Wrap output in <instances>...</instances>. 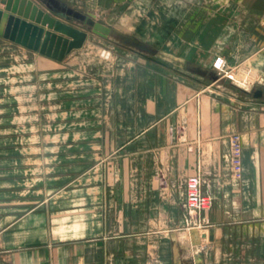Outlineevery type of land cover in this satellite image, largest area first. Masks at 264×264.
Returning <instances> with one entry per match:
<instances>
[{"label": "crops", "instance_id": "crops-1", "mask_svg": "<svg viewBox=\"0 0 264 264\" xmlns=\"http://www.w3.org/2000/svg\"><path fill=\"white\" fill-rule=\"evenodd\" d=\"M62 1L153 54L160 44L133 32L163 30L164 46L180 41L181 57L136 55L113 71L118 57H91L102 58L99 74L77 79L75 71L60 90L63 69L81 59L76 49L59 61L0 36V68L34 65L43 101L57 99L37 112H66L70 128L82 129L47 140L83 145L79 156L68 155L70 169L83 160L79 182L0 211V264H264V106L232 81L251 83L255 73L264 89V0H147L148 7L142 0ZM130 16L140 20L137 27L124 24ZM254 47L238 59L223 56L221 69L214 57L224 54L206 52ZM236 134L239 177L232 167ZM193 173L211 198L201 213L186 205Z\"/></svg>", "mask_w": 264, "mask_h": 264}, {"label": "rangeland", "instance_id": "rangeland-1", "mask_svg": "<svg viewBox=\"0 0 264 264\" xmlns=\"http://www.w3.org/2000/svg\"><path fill=\"white\" fill-rule=\"evenodd\" d=\"M143 7H148V1L142 2ZM141 6V5H138ZM137 6V7H138ZM66 20L72 22L79 29L88 32V37L84 45L74 50V54L81 59L73 61L72 66L68 65L64 71V76H61V85L59 89H68V80L73 78L74 72L77 71V79H85L88 76L98 75L101 67L104 64L101 62L106 59H114V64L111 65L110 71L117 69L118 64L123 61L122 58L132 59V57L141 56L142 59H172L180 56V41L174 40V46H164L166 33L162 30L160 32L149 31L143 27L134 31L133 33L138 37L150 42L160 44L158 49L153 54L152 50L144 47L133 46L124 41L121 36L110 34L109 36H102L101 34L93 32L85 23L74 18L63 16ZM107 18L111 22H116L122 19L121 15H113ZM142 17V16H141ZM140 17V19H141ZM146 19V18H145ZM119 20V21H120ZM136 17H125L124 24L129 27H137L140 24ZM146 26V24L144 25ZM163 27V25H162ZM132 37V35H131ZM130 36L128 38H131ZM208 55L214 56L219 52L230 59H238V55L242 51L246 54L255 53L258 48L252 49H206ZM249 51V52H248ZM240 52V53H239ZM107 53H110L107 56ZM249 53V54H250ZM91 57H103L91 59ZM219 58L218 56L214 57ZM221 58V57H220ZM222 59H225L224 57ZM64 60V59H63ZM215 62V61H214ZM115 65V67H114ZM214 65V63H213ZM19 66V65H18ZM215 67V66H214ZM221 69V68H220ZM23 73V74H22ZM71 73V74H70ZM232 79L238 86L243 85L250 90L262 87L263 80L256 78L254 73L252 82L244 81V79ZM250 77V76H249ZM37 76V69L34 65L28 66L25 70L20 67H12L9 70L0 68V211H4L5 205L8 202H17L24 199H45L52 195L53 185H63L73 182H79L76 176L80 170L79 164L83 160H77L78 168L70 169L69 154L83 150V145H75L73 143H53L47 138L60 137L62 140L67 139L69 135H78L81 128H70L68 124V114L66 112H59L57 110H45L43 113L37 112L38 104L52 103L54 100L52 96L42 99V95L37 90L39 88V80ZM48 80H46L47 82ZM65 81V83H63ZM80 81V80H79ZM78 87L84 86L83 83L78 82ZM228 84V83H227ZM95 86V85H94ZM40 89V88H39ZM79 89V88H78ZM42 90V89H41ZM49 90V89H48ZM82 90V89H79ZM239 96L243 93L236 91ZM50 95V94H49ZM253 97V95H252ZM253 101L264 106V97L254 98ZM61 99L58 104L62 102ZM254 102V103H256ZM261 103V104H260ZM63 104V103H62ZM25 107V109H23ZM44 111V110H43ZM65 137V138H64ZM52 141V140H51Z\"/></svg>", "mask_w": 264, "mask_h": 264}, {"label": "water", "instance_id": "water-1", "mask_svg": "<svg viewBox=\"0 0 264 264\" xmlns=\"http://www.w3.org/2000/svg\"><path fill=\"white\" fill-rule=\"evenodd\" d=\"M1 4L4 6H0V36L59 61L82 47L88 37V32L63 21L64 15L82 21L102 36H109L113 30L102 20L62 0H0ZM245 92L254 98L264 97L263 88Z\"/></svg>", "mask_w": 264, "mask_h": 264}, {"label": "built area", "instance_id": "built-area-1", "mask_svg": "<svg viewBox=\"0 0 264 264\" xmlns=\"http://www.w3.org/2000/svg\"><path fill=\"white\" fill-rule=\"evenodd\" d=\"M110 53H107L109 56ZM224 60L217 58L214 66L222 68ZM242 143L238 134L232 137V167L236 176H240L243 168L242 161ZM186 205L191 212L201 213L211 206V198L205 194L202 189V179L199 173H193L188 176L186 181Z\"/></svg>", "mask_w": 264, "mask_h": 264}]
</instances>
